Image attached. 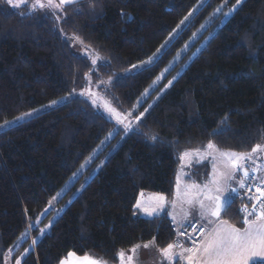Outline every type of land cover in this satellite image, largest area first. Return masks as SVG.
<instances>
[{
  "label": "trees",
  "instance_id": "obj_1",
  "mask_svg": "<svg viewBox=\"0 0 264 264\" xmlns=\"http://www.w3.org/2000/svg\"><path fill=\"white\" fill-rule=\"evenodd\" d=\"M225 1L79 0L59 18L22 16L0 0V125L89 83H107L101 91L112 105L133 110ZM155 96L150 112L37 241L33 224L116 125L90 101L74 98L0 132V264L24 233L14 253L27 252L21 264H60L69 254L118 264L119 254L137 244L154 241L159 250L174 244L166 214L137 213L140 195L172 198L185 152L211 143L249 153L264 144V0H242L189 66L173 82L167 76L140 110ZM238 206L233 196L222 218L243 227Z\"/></svg>",
  "mask_w": 264,
  "mask_h": 264
},
{
  "label": "rangeland",
  "instance_id": "obj_2",
  "mask_svg": "<svg viewBox=\"0 0 264 264\" xmlns=\"http://www.w3.org/2000/svg\"><path fill=\"white\" fill-rule=\"evenodd\" d=\"M1 1L13 11L19 12L22 16L32 15L34 13L42 15H50L53 13L59 18L63 17L64 6L60 5V0H52L51 5L48 4V0H28V2L23 4L20 8H14L8 3V0ZM228 1L229 0L225 1V3L218 7L210 16V18L197 30L185 47L174 58L170 66L148 88L144 96L140 99L139 105L133 110L121 112L112 105L108 97H106V95H104V93L101 91V89L106 86L107 83H89V86L85 90L76 93H70L44 106L29 111L19 116L22 117L20 120H17L16 117L1 124L3 127H0V132L17 126L42 113L55 109L56 107L61 106L74 98H82L90 101L103 115L106 116L107 119L116 125L114 133L112 135H108L103 140L100 146L60 189V191L54 197L55 199L53 198L50 201L49 205L46 207L47 211H45V209L38 221L33 224L34 228L39 229V232L35 237L36 241L41 239L44 234L49 233L53 224L60 217L62 212L70 205V203L78 196L81 189L87 184L88 180L97 171H99V169H101L103 164L107 162V160L117 151L119 146L124 142L127 136H129L131 131L135 129L137 123L150 112V110L159 100V97L156 98L155 96V98L150 100L146 106L140 110V107L143 105V102L147 100L149 95L154 93V91L167 76L168 79L173 82V80H175L177 76L189 66L191 61L205 47L211 37L223 27L227 20H229L234 11L237 9V6L229 5ZM13 2L18 3L19 0H13ZM38 3L44 4L45 7H37ZM74 49L82 54L90 55V52L84 48L82 49L80 45L75 44ZM150 60L146 62V65L150 63ZM144 66L145 64H142L140 65V68ZM162 89L167 90L168 88L165 89L163 86ZM116 135H118L117 138ZM113 139L115 140L113 141ZM221 153H237L240 155H247L246 153L223 151L217 148V146H215V150L209 149L206 146L204 150L185 152L180 157V167L175 177V194L173 197L169 199L163 194L142 193L141 203L148 202V199L145 197H161L164 199V213L166 211L171 212L174 210L183 218H185V212L188 213L187 217L192 215H200L203 211V209L200 207L201 203H203L204 209L215 211V207L213 206L217 203L215 198L222 196L224 191L227 192L228 195L231 194L233 192V188H235L237 192L241 188L240 183L244 178L243 172L244 170H248L245 165L248 161L243 162V167L241 169L234 170L229 160L226 157L221 156ZM101 154L102 158L100 157V160L95 163L96 169L91 172L89 171L84 175L85 170H87L89 166L94 165V160ZM205 163L207 164L208 168L202 167L201 169H198L196 167L197 165L200 166ZM229 176L232 178L229 179ZM190 187H192L191 189H194L191 191V193L188 190ZM217 187H219L220 191H217ZM209 197H211V199H209ZM165 201H167V203ZM158 203L159 201L156 200V203L153 205H148L149 207L154 208L151 211L159 209V206L157 205ZM209 216L211 215L209 214L207 217ZM27 235V233H24L9 249L6 255V264H21L27 252H22L16 256H14V253L20 247ZM31 247H33L32 240ZM135 258L140 257L136 256Z\"/></svg>",
  "mask_w": 264,
  "mask_h": 264
},
{
  "label": "snow or ice",
  "instance_id": "obj_3",
  "mask_svg": "<svg viewBox=\"0 0 264 264\" xmlns=\"http://www.w3.org/2000/svg\"><path fill=\"white\" fill-rule=\"evenodd\" d=\"M26 2H28V0H19L18 3H14L13 0H8V3L14 8H20ZM241 2L242 0H237V7ZM74 3H79V0H60V5L64 7ZM48 4L51 5L52 0H48ZM37 7L43 8L45 5L38 3ZM93 63H95V61H93ZM16 119L20 120L22 117H17ZM0 127H3V125H0ZM153 139H155V137ZM207 147L215 150V146L211 143ZM261 151H264V147L258 145L247 155L221 153V156H224L229 160L234 170H239L243 167L244 161L252 160L253 155ZM252 171L255 172V169ZM243 176L244 180L240 183L241 188L245 187V182L256 179L254 175L251 177L249 176L248 170H244ZM231 178L232 177L229 176V179ZM256 188L257 191L260 192V196L256 198V203L251 206V211H248L247 208L244 210L245 217L243 222L248 225L247 228L243 229V231L230 225L227 228H221L220 224L227 225L228 222L220 221V224H216L212 228L207 229L206 239L198 241L197 250H202L207 256L205 264H257L256 260L253 259L254 257H259L261 260H264V223H257L264 221V183L256 185ZM217 191H220L219 187H217ZM232 191L236 192V189L233 188ZM209 199H211V197H209ZM215 199L217 201L215 211L204 209L203 203L200 204L201 209H203L201 212V219H206L209 214L219 219L221 213H226L227 209L231 206V196L224 197L222 202L220 197H216ZM249 199H252V197H249ZM136 207L139 208L140 205L137 204ZM45 211H47V209ZM187 215L188 213L185 212V218H187ZM248 217H252V219L249 220ZM208 223L213 224V221L208 220ZM193 231L203 232L204 227L201 225L199 229L194 228ZM35 243L36 241L34 240L33 244ZM152 243H154V241ZM174 246L179 247L180 245L175 244V242L174 244H169L166 249L161 250L162 255L168 257L172 253ZM140 247L141 246L137 244L130 250L132 255L126 257L128 264H133L134 257H136ZM143 247L147 249L150 247V244H144ZM185 251L192 252L193 249L187 248ZM119 255L121 258V264H124L125 253L121 252ZM175 255L179 256L182 255V253H176ZM62 264H65V262H62ZM87 264H101V262L89 260Z\"/></svg>",
  "mask_w": 264,
  "mask_h": 264
},
{
  "label": "crops",
  "instance_id": "obj_4",
  "mask_svg": "<svg viewBox=\"0 0 264 264\" xmlns=\"http://www.w3.org/2000/svg\"><path fill=\"white\" fill-rule=\"evenodd\" d=\"M259 146L264 147V144H260ZM202 150H204V149H202ZM246 154H248V153H246ZM257 157H259V158H257ZM245 165H246V168H248V170L251 168L255 169L258 180H260L261 182L264 183V151H261V152L254 154L252 160H248L247 164H245ZM191 188L192 187H190V189H188L190 191V193L192 190H194ZM227 189H228V187H227ZM233 193L234 192H232L231 194L228 195L227 192L224 191L222 193L223 195L220 196L221 202L223 201L224 197H226V196L233 197ZM174 194H175V189H174ZM145 198L148 199V202H142L141 203V195H140V197L138 198V201H137V204H139L140 207L139 208L136 207L137 213L143 218H154V217L166 214L168 216V218L170 219L171 223L177 227L187 225L190 222H195V223H198L199 225H202L205 228L206 232H207V229L212 228L216 224H220V221H226L222 218L223 212L221 213L219 219H217L216 217H213V216H209L206 219H201V214L200 215H192V216H189L187 218H183V217H181V215L177 214L174 210H172L171 212L166 211L164 213L163 212L164 211L163 210L164 199H161V197H152V196H150L148 198L145 197ZM156 200L159 201V203L157 204L159 206L158 207L159 209L151 211L154 208L149 207L148 205H153L154 203H156ZM165 202L167 203V201H165ZM213 206L215 207L216 205H213ZM146 210H149V211H146ZM150 213H151V215H150ZM208 220H212L213 224H209ZM257 223H264V221H260ZM229 225L232 227L239 228L242 231H243V229L248 227V225L245 223H244L243 227H237L230 222H228L227 225L220 224V227L221 228H227ZM205 239H206V237H205ZM148 244H150V247L147 249H145L143 247L144 244L140 245L141 247L139 248L138 253L136 255L137 257L139 256L140 258L134 257L133 264H205V261L207 259L206 254H204L202 252V250L198 251L197 249H193L192 252L185 251V249L190 248L188 245H182L179 248L173 247L172 253L168 257H165L164 255H162L161 250L155 248L154 244H152V243H148ZM130 250L124 252L125 253L124 264H128L126 257L128 255H132ZM176 253H182V255L177 256V255H175ZM253 259L256 260L257 263L264 262V260H261L259 257H254ZM89 260H93V259L88 258V257H80V256H77L74 254H69L67 256V258H65L64 260H62L60 262V264H62V262H65V264H87V262ZM101 264H104V263H101ZM118 264H121V259H120V262Z\"/></svg>",
  "mask_w": 264,
  "mask_h": 264
},
{
  "label": "built area",
  "instance_id": "obj_5",
  "mask_svg": "<svg viewBox=\"0 0 264 264\" xmlns=\"http://www.w3.org/2000/svg\"><path fill=\"white\" fill-rule=\"evenodd\" d=\"M252 170H253L252 168L248 170L249 176L251 177L254 175L256 179L245 182L244 188H240L239 191L233 193V196H235L236 199H238L239 213L243 217H245L244 210L247 208L248 211H251L252 210L251 206L256 203V198L260 196V192L257 191L256 185L263 183L260 180H258L256 172H253ZM249 197H252V199H249ZM248 219L251 220L252 217H248ZM171 226L173 227V231L176 234V240L174 242L175 244H179L180 245L179 247H181L182 245H188L191 249H197L198 241H203L206 237L205 228L203 232L193 231L194 228L199 229L201 226L195 222H192L191 224L189 223L181 227H177L171 223Z\"/></svg>",
  "mask_w": 264,
  "mask_h": 264
}]
</instances>
